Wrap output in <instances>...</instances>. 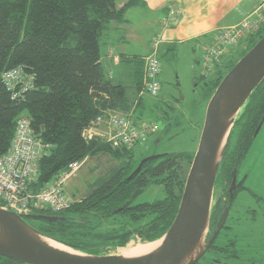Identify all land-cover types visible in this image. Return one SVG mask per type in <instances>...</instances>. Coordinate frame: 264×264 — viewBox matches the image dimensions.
<instances>
[{
    "label": "trees",
    "instance_id": "1",
    "mask_svg": "<svg viewBox=\"0 0 264 264\" xmlns=\"http://www.w3.org/2000/svg\"><path fill=\"white\" fill-rule=\"evenodd\" d=\"M140 2L126 0L117 8L116 0H0V157L9 150L17 119L24 116L29 120L33 136L44 147L37 178L31 185L34 191L45 188L73 162L101 154L114 162L92 183L86 184L80 200L70 202L63 211L38 209L30 213L64 218L55 222L29 221V224L41 235L88 255H108L130 243H150L161 238L175 218L195 153L159 155L145 162L127 180L138 167V164L133 166V149L114 148L97 136L90 140L84 137L93 122L108 112L121 115L132 124L143 122L144 59L134 56L129 60L132 82L126 86L108 77L100 55L103 31L112 22H126V11ZM262 37L264 24L248 35L237 51L232 49L223 57L212 76L200 77L202 85L208 88L206 101L237 61ZM174 53L173 47L164 52L171 57ZM12 70L28 77L30 87L23 90L22 85H17L9 90L2 75ZM263 116L264 79L234 121L223 151L215 179L207 240L216 230L217 215L229 201L223 198L227 196L232 173L238 175L242 170ZM174 124L178 120L168 126ZM202 125L201 122L199 131ZM150 185L160 186L164 197L136 203ZM135 191L138 194L132 200ZM228 225L204 254L205 264H213L214 259L228 264L264 263V257H257L250 239L246 243V247L250 244L248 255L232 251L236 232L232 222ZM254 238L259 239L257 242L264 241L261 235ZM261 250L264 252V247ZM0 264L21 263L0 256Z\"/></svg>",
    "mask_w": 264,
    "mask_h": 264
},
{
    "label": "water",
    "instance_id": "2",
    "mask_svg": "<svg viewBox=\"0 0 264 264\" xmlns=\"http://www.w3.org/2000/svg\"><path fill=\"white\" fill-rule=\"evenodd\" d=\"M263 79L264 37L237 61L208 100L197 148L171 226L154 242L129 244L136 247L157 243L155 249L132 258L120 254L129 245L108 255L80 253L41 235L28 222H55L64 221V218L19 214L0 208V256L21 264H197L212 245L227 216L226 210L207 240L215 201V179L223 151L234 121ZM263 123L264 117L256 134ZM156 157L142 160L127 180L133 178L145 162ZM45 241L54 242L64 250Z\"/></svg>",
    "mask_w": 264,
    "mask_h": 264
},
{
    "label": "built area",
    "instance_id": "3",
    "mask_svg": "<svg viewBox=\"0 0 264 264\" xmlns=\"http://www.w3.org/2000/svg\"><path fill=\"white\" fill-rule=\"evenodd\" d=\"M178 10L172 6L167 18H175ZM251 19L242 21L238 26L220 30L213 40L202 49V77H210L220 65L222 58L227 56L233 47L238 46L250 34L255 33L264 24V1L257 5ZM159 41L155 39L152 52L144 58L143 91L150 97H158L161 89L159 76L161 62L157 56ZM199 62V63H200ZM2 81L9 90L17 85L21 89L30 87V79L18 70H12L2 75ZM104 127V140L117 149L131 150L140 142L157 133L156 126L148 123L132 124L129 119L108 112L98 117L93 126L84 132L86 140L95 137L98 128ZM44 154V147L36 139L30 129L29 120L20 116L16 121L14 136L8 152L0 157V208L19 214H27L38 209H48L60 212L67 208L65 184L84 161L69 164L66 170L45 188L34 191L31 185L38 174V162Z\"/></svg>",
    "mask_w": 264,
    "mask_h": 264
},
{
    "label": "rangeland",
    "instance_id": "4",
    "mask_svg": "<svg viewBox=\"0 0 264 264\" xmlns=\"http://www.w3.org/2000/svg\"><path fill=\"white\" fill-rule=\"evenodd\" d=\"M120 1L116 0V3ZM129 17H132V14H129ZM244 42H241L239 47ZM101 47L102 53L105 54L104 45L101 44ZM239 47H233L234 51H237ZM109 49L110 47H108L107 53ZM111 49L116 54V48ZM159 60L162 65L161 75L158 78L161 83L159 97L152 98L147 93L141 96L143 100L142 120L156 126L158 131L133 148V166L139 165L142 160L152 156L196 151L201 132L198 127L201 122L203 124L208 101L204 98L203 82L200 80L203 72L202 59L200 62L199 57L198 64L193 62L194 67L191 69L192 61L189 60V54L186 49L181 48L180 51L175 50L173 57L161 52ZM110 70L116 77L120 73L118 67H112ZM174 120H178V124L169 127L168 125ZM98 129L103 131V127ZM110 165H114V162L107 155L101 154L86 159L82 167L66 181L65 194L68 201L80 200L85 193L86 184L92 183ZM241 174L247 175L244 185L250 188L256 197L264 200V124L245 159ZM163 197L164 194L160 186L150 185L143 194L137 197L135 202H153ZM262 203L264 204V202ZM245 208L256 210L258 214H255L254 220H258L259 215L264 214V206L258 202H251L248 206L239 207L242 219L245 220L243 229L245 228L247 232H252L256 236H263L264 226H250L248 219L252 218L254 214H245ZM249 239L253 243L257 257L263 258L264 252L261 249L264 247V241L257 242L259 239L254 237ZM128 249H124L120 254L125 253Z\"/></svg>",
    "mask_w": 264,
    "mask_h": 264
},
{
    "label": "crops",
    "instance_id": "5",
    "mask_svg": "<svg viewBox=\"0 0 264 264\" xmlns=\"http://www.w3.org/2000/svg\"><path fill=\"white\" fill-rule=\"evenodd\" d=\"M264 0H141L125 13L122 23H110L101 35L105 54L100 55L108 77L115 83L130 85L132 82L130 59L134 56L144 59L152 52L151 43L159 41L157 56L169 47L186 49L189 60L198 64L202 49L216 34L226 28L238 26L251 19L254 11ZM126 0L116 3L121 8ZM172 6L178 10L175 18H167ZM132 14V17H129ZM110 47L108 53L107 49ZM111 48H116V54ZM120 68L116 77L110 69ZM114 75V76H110ZM161 75V74H160ZM161 84V83H160ZM161 91V90H160ZM145 94L141 92V96ZM101 130V129H100ZM103 131L96 136L104 139Z\"/></svg>",
    "mask_w": 264,
    "mask_h": 264
},
{
    "label": "flooded vegetation",
    "instance_id": "6",
    "mask_svg": "<svg viewBox=\"0 0 264 264\" xmlns=\"http://www.w3.org/2000/svg\"><path fill=\"white\" fill-rule=\"evenodd\" d=\"M202 92L204 93V98H205L208 95V88L202 85ZM261 129H262V126H261L260 130ZM258 134H259V132H258ZM244 162H245V160H244ZM246 177H247V175H245V174L242 175L241 171H239L238 175H236L235 172L232 173V178H231V180L227 186V196H225L223 198V201H226V202L228 200L229 201H228V203H226L225 207L223 208L222 213L217 215V217L219 216V218L217 220V225H218L220 220L223 217L224 212L227 210L226 219H225L221 229L219 230L218 234L221 231L224 232L225 231L224 228L229 226L228 223L232 222L234 224L233 231H234V233L236 232L234 234V237H233V239L235 240V242H233V244L235 243V245H234V247H232V251L235 250L237 252V254H241L243 256L248 255V251L250 249V247H249L250 244L246 247V243H247L248 239L251 237H254L256 234L251 233V232H247V230L245 228L243 229L242 226H243V222H245V220L242 219V213L239 212V207L242 205L248 206L251 202H254V203L258 202L264 206V204L262 203V202H264V200L261 199L260 197H256L253 194V192L250 190V188H247L244 185ZM233 180H234V186L232 185ZM137 192L138 191H135L134 194H136ZM244 213L247 215L254 214V216L252 218L248 219L250 222V226H264V214L263 213H261V215H259L260 217L258 220H254L255 214H258V212L256 210L252 211L251 209L245 208ZM217 225H216V227H217ZM218 234H217V236H218ZM217 236L215 237L214 241L216 240ZM263 237H264V235H263ZM230 250H231V248H230ZM202 258L200 259L199 263L201 262L202 264H205V261H203ZM263 259H260V260H263ZM212 262H213V264H228V263L224 262L223 260H221V262H220L218 259H214ZM260 264H264V263L262 262Z\"/></svg>",
    "mask_w": 264,
    "mask_h": 264
},
{
    "label": "bare ground",
    "instance_id": "7",
    "mask_svg": "<svg viewBox=\"0 0 264 264\" xmlns=\"http://www.w3.org/2000/svg\"><path fill=\"white\" fill-rule=\"evenodd\" d=\"M45 242H47L52 247L64 250V248L62 246H60V245H58V244H56L54 242H51V241H45ZM156 245H157V243H151V244H148V245L136 246V247L130 246L129 249L125 253H122L121 255L123 257H126V258L138 257V256H141V255L149 253L150 251L155 249Z\"/></svg>",
    "mask_w": 264,
    "mask_h": 264
}]
</instances>
